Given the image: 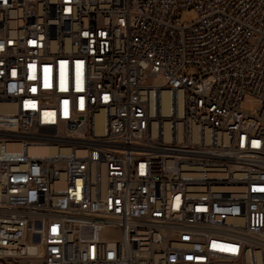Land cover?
I'll list each match as a JSON object with an SVG mask.
<instances>
[{"label":"built area","instance_id":"built-area-1","mask_svg":"<svg viewBox=\"0 0 264 264\" xmlns=\"http://www.w3.org/2000/svg\"><path fill=\"white\" fill-rule=\"evenodd\" d=\"M33 247L264 264V0H0V259Z\"/></svg>","mask_w":264,"mask_h":264},{"label":"rangeland","instance_id":"rangeland-1","mask_svg":"<svg viewBox=\"0 0 264 264\" xmlns=\"http://www.w3.org/2000/svg\"><path fill=\"white\" fill-rule=\"evenodd\" d=\"M180 18L182 23L189 24L197 19V14L194 11H185L181 13ZM259 105L260 103L258 100L253 97H247L242 103V108H248L252 113ZM0 264H43V260L40 257L21 258L15 261L2 258L0 259Z\"/></svg>","mask_w":264,"mask_h":264},{"label":"bare ground","instance_id":"bare-ground-1","mask_svg":"<svg viewBox=\"0 0 264 264\" xmlns=\"http://www.w3.org/2000/svg\"><path fill=\"white\" fill-rule=\"evenodd\" d=\"M166 112H167V109H166ZM30 253H31L34 257H39V251H38V248H37V247H33V248L30 250Z\"/></svg>","mask_w":264,"mask_h":264}]
</instances>
